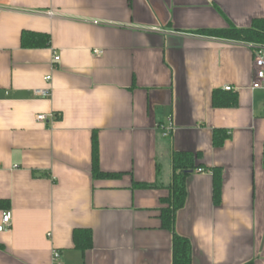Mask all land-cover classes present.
I'll use <instances>...</instances> for the list:
<instances>
[{"label": "crops", "instance_id": "1", "mask_svg": "<svg viewBox=\"0 0 264 264\" xmlns=\"http://www.w3.org/2000/svg\"><path fill=\"white\" fill-rule=\"evenodd\" d=\"M0 12V226L12 215L0 264H54L55 252L59 264H174L161 220L173 152L200 154L204 170L175 224L193 264H264L254 48L204 34L252 28L264 0H0ZM24 32L50 47L24 48ZM226 87L238 107L214 108ZM218 130L230 137L220 148Z\"/></svg>", "mask_w": 264, "mask_h": 264}, {"label": "trees", "instance_id": "2", "mask_svg": "<svg viewBox=\"0 0 264 264\" xmlns=\"http://www.w3.org/2000/svg\"><path fill=\"white\" fill-rule=\"evenodd\" d=\"M207 36L222 38L241 42L253 46V48H264V21H255L250 29H237L233 26L229 30L205 32ZM51 45V38L48 35L24 32L22 46L26 49L48 48ZM239 105L238 93L226 90H216L213 94V106L218 109H235ZM230 137L224 130L214 133V145L222 147ZM174 175L171 184L167 187L169 196L163 198L161 203L162 227L170 231L174 236L173 251L174 264H193V249L191 242L176 234L175 224L177 213L182 210L187 201V181L196 170L202 169L199 164L200 154L190 152H173ZM213 171L214 176V203L220 205L222 201L223 172L219 168ZM94 174L100 177L97 159L95 158ZM113 177V176H105ZM143 189H160L162 186L155 184H140ZM78 234H76L77 236Z\"/></svg>", "mask_w": 264, "mask_h": 264}, {"label": "built area", "instance_id": "3", "mask_svg": "<svg viewBox=\"0 0 264 264\" xmlns=\"http://www.w3.org/2000/svg\"><path fill=\"white\" fill-rule=\"evenodd\" d=\"M1 18V12H0ZM101 55V52H97ZM60 61V57L55 56L54 62L57 63ZM254 66H255V82L253 83L252 88L254 90H264V48H254ZM46 82H50L52 78L50 76L45 78ZM226 91H233L232 87H226ZM35 95L39 98L49 99L51 97V90H36ZM38 122L48 121V117L45 115L37 116ZM170 134L167 133L165 136L168 137ZM199 173H204V170H198ZM12 215L10 212H4L2 218V224L0 226V232H7L11 228ZM60 254L58 252L54 253V264H59Z\"/></svg>", "mask_w": 264, "mask_h": 264}, {"label": "rangeland", "instance_id": "4", "mask_svg": "<svg viewBox=\"0 0 264 264\" xmlns=\"http://www.w3.org/2000/svg\"><path fill=\"white\" fill-rule=\"evenodd\" d=\"M166 168V167H165ZM166 170V169H165ZM168 173V172H167ZM166 174V172L164 173V175ZM170 175V172L168 173ZM167 175V174H166Z\"/></svg>", "mask_w": 264, "mask_h": 264}]
</instances>
